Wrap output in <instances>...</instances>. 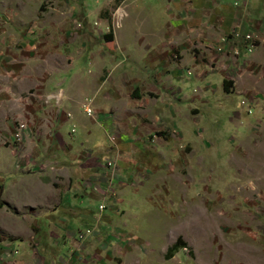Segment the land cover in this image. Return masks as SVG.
Instances as JSON below:
<instances>
[{
    "label": "rangeland",
    "instance_id": "374dc122",
    "mask_svg": "<svg viewBox=\"0 0 264 264\" xmlns=\"http://www.w3.org/2000/svg\"><path fill=\"white\" fill-rule=\"evenodd\" d=\"M14 1L16 6L13 0H0L8 8L0 12L1 23L18 32L8 40L10 43L0 44L3 71L14 70L11 73L17 75L20 84V96L2 104L4 109L0 107V209L26 218L23 214L30 211L16 210L13 197H6L2 189L26 186L31 177H48L50 172L45 160L52 152L46 143L58 137L59 127L52 124L55 118L63 121L64 113L42 111L34 97L42 86L30 88L34 75L46 79L44 66L52 58L50 55L62 54L49 64L57 65V73L64 72V86L81 84L77 90L85 92L91 91L89 82L101 62H113V67L107 66L99 79L109 75L117 94L134 91L133 80H141L146 67L151 74L153 66L141 64L139 52L129 50L132 36L136 34L138 43L144 36L140 29L150 13L142 6L148 0ZM158 2L149 0L154 7ZM162 19L163 15L157 20L162 23ZM151 23L156 25V19L151 17ZM108 32L110 40L105 37ZM174 32L163 34L171 38ZM190 49L199 56L195 55V63L181 66L180 82L191 93L188 97L174 99L170 89L161 91L156 81L153 87L137 83L135 90L143 96L137 110L132 114L121 111L117 128L123 123L122 129L114 131L104 125L103 133H98L102 141H124L123 134L129 136L127 125L132 119L139 124L142 137L152 144L145 145L140 153L121 152L128 154L126 162L135 164L130 167L133 177L125 178L128 192L120 209L100 206L101 214L107 215L109 221V225L104 222L106 232L102 231L108 232V237L101 238L105 244L99 246L101 260L86 254L79 264H264V128H260L264 127V62L257 64L249 57L236 64L227 59L220 66L205 50L201 52L194 46ZM172 57L179 62L178 54ZM206 77V81L202 80ZM223 80L228 82L227 91ZM259 94L262 99L253 105L252 95ZM162 99L169 103L164 105ZM87 102L91 104V99L84 103ZM120 109L124 110V105ZM21 123L25 124L22 136L14 137ZM66 126L70 130L71 123ZM121 153L118 151V155ZM108 162L113 166V160L106 162L110 166ZM104 204L109 205L107 201ZM94 210L96 214L98 208ZM29 226L26 220L20 227L24 230ZM178 236L186 246L165 258L167 248ZM28 242L37 245L32 236ZM67 249L66 243V254Z\"/></svg>",
    "mask_w": 264,
    "mask_h": 264
},
{
    "label": "crops",
    "instance_id": "0c3cea01",
    "mask_svg": "<svg viewBox=\"0 0 264 264\" xmlns=\"http://www.w3.org/2000/svg\"><path fill=\"white\" fill-rule=\"evenodd\" d=\"M14 2L13 0L16 6ZM144 4L142 9L146 10L147 14L149 12L150 17L148 22H142L140 30L141 34L144 36L148 34V37L143 36L142 41L138 43L136 34L132 36L131 40L129 39L130 42L128 41L129 50L134 54L139 52V62L141 64L144 62L146 66H153V70L149 74L146 67L142 79L137 77L133 80L134 91L129 94H117L115 87L112 86L113 83L109 80V75L99 79L107 66L113 67V62L110 61H107L108 65L103 62L99 64L97 74L89 82L90 92H85V89L78 91L81 84L75 86L73 82L65 87L64 72L57 73L59 71L57 65L53 66V62L49 64L54 58L61 57L62 54L57 53H52L50 55L52 58L45 61L44 67L48 74L51 73L50 77L45 74L46 79L40 80L39 74L33 76L30 88L37 89L42 86L40 92L34 93L36 105L40 104L42 111L53 114L63 112L64 119L63 121H58V118L53 120L52 125L59 127L56 131L58 137L46 143V146H51L50 152H52L48 160H45L50 167L48 177L51 182L42 181V178L50 180L46 176H35L30 178L31 181L26 186H6L2 189V194H6V197H13L12 203L16 210L30 212L23 214L26 217L24 218L19 213L5 212L6 208L0 209V264H79L82 256L86 254L88 258L95 255V259L101 260L99 246L103 241L102 236L104 240L108 237V232L105 234L103 232L107 229L104 222H108L109 225V221L106 220L107 215L101 214L100 206H105L102 209L108 206L112 208L111 210L120 209L119 205L123 201V196L128 192V187H125L128 184L125 178L133 177L130 167L135 165L133 161L124 160L128 155L125 153L133 150L143 152L145 145L151 142L142 137L139 124L134 123L132 119L129 121L130 125H127L130 130L129 136L126 138V135L120 131V134L122 133L125 137L124 141L116 144L111 143L108 138L102 141L98 133H103L104 125L113 128L114 131L122 129L123 123L117 128L121 122V111L125 113L132 111V114L137 110V104L143 98L141 93L135 90L137 83L144 82V86L153 87L156 81V87L161 91L162 88L163 91H165L164 88L170 89L169 92L174 99L188 97L191 93L187 92L180 82L181 66L195 63V55L198 54L195 49H190L193 46L200 51L205 50L211 60L216 64L219 63L220 66L225 65L227 59L235 64L247 61L249 57L257 64L264 62V0H159L157 7H154V3L149 4L148 0ZM150 5L153 6L149 7ZM6 10L8 8L0 2V12H6ZM161 15L164 19L162 23H159L157 19ZM151 17L153 21L156 19V25L154 24L156 28L151 23ZM1 20L0 16V44L10 43L8 40L14 38L18 32H14V28L1 23ZM132 23L134 24L135 21L129 25ZM130 29H132L131 26ZM234 29L243 32L251 31L257 35L258 45L251 54L233 57L234 47H227L225 53L215 51L213 44ZM171 30L173 32L176 30L171 38L163 34ZM6 36L8 39H5ZM180 36H183V39ZM164 37L167 38L164 39ZM170 43L173 44L171 48ZM200 51L199 54L202 52ZM177 54L179 62L172 57ZM39 57L40 55L36 56L38 60H41ZM46 58L47 55L42 60ZM3 68L4 55L0 49V107L4 109L2 104L6 105L20 96V84H18L17 75L11 73L14 70L5 73ZM53 72L57 75L55 76ZM202 80L206 81L207 77ZM55 87H57L56 90ZM171 97H168V101ZM252 97L255 98L250 101L253 105L258 99H262L260 94L252 95ZM89 98L93 108L90 116L82 108L85 100ZM41 99L45 101L41 103ZM162 102L164 105L169 103L164 99ZM171 104L174 105V101ZM122 105L124 110L120 109ZM55 121L57 123H54ZM68 123H71L70 130L66 126ZM260 128H264L263 125ZM131 147H133L132 150ZM118 151L125 153H121V157ZM7 159L10 163L8 156ZM110 159L114 162L113 166L106 165ZM13 166L15 172L19 173L16 168L18 166L14 162ZM126 166L130 171L125 168ZM3 176L8 177V175ZM129 186H131L130 183ZM105 200L109 205L104 204ZM95 207L98 208L96 214ZM22 220L29 222L30 226L27 229H21V222H25ZM84 229H91L92 234L82 241L77 240V231ZM31 236L37 245L28 242ZM66 243L68 244L67 254L65 253ZM102 244L105 246L104 243ZM59 245H64V248ZM15 250L17 253H14ZM95 259L96 263L100 262Z\"/></svg>",
    "mask_w": 264,
    "mask_h": 264
},
{
    "label": "built area",
    "instance_id": "2783aa9c",
    "mask_svg": "<svg viewBox=\"0 0 264 264\" xmlns=\"http://www.w3.org/2000/svg\"><path fill=\"white\" fill-rule=\"evenodd\" d=\"M259 38L254 32L251 31H240L239 29H234L228 34H224L219 38V40L213 44V47L218 53H225L227 47H235V54H232L233 57H238L239 55H249L251 54V48L257 47ZM249 102V101H247ZM242 103H245V100H242ZM249 107V106H248ZM84 111L87 115H92L93 108L90 103L83 104ZM25 129V124H20L17 128V131L14 134V137H21L23 130ZM13 137V138H14ZM108 165H111L108 163ZM85 231V229H84ZM78 231L77 239L82 240L92 233V230H86L85 232ZM17 253V250L14 251Z\"/></svg>",
    "mask_w": 264,
    "mask_h": 264
},
{
    "label": "trees",
    "instance_id": "16d2710c",
    "mask_svg": "<svg viewBox=\"0 0 264 264\" xmlns=\"http://www.w3.org/2000/svg\"><path fill=\"white\" fill-rule=\"evenodd\" d=\"M105 37L107 38V40H110L112 35L111 32L105 34ZM223 86L224 89L227 91L228 90V82L226 80L223 81ZM186 246V243L182 240V238L180 236L177 237V239L175 240V242L169 246L167 248V251L165 253V258H171L172 255H174V253L180 249Z\"/></svg>",
    "mask_w": 264,
    "mask_h": 264
},
{
    "label": "bare ground",
    "instance_id": "6f19581e",
    "mask_svg": "<svg viewBox=\"0 0 264 264\" xmlns=\"http://www.w3.org/2000/svg\"><path fill=\"white\" fill-rule=\"evenodd\" d=\"M254 50V47L251 48V52ZM234 54H235V50H234Z\"/></svg>",
    "mask_w": 264,
    "mask_h": 264
}]
</instances>
